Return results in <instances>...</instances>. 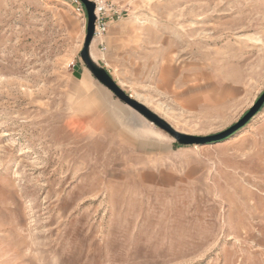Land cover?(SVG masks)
I'll return each mask as SVG.
<instances>
[{
	"label": "rangeland",
	"instance_id": "rangeland-1",
	"mask_svg": "<svg viewBox=\"0 0 264 264\" xmlns=\"http://www.w3.org/2000/svg\"><path fill=\"white\" fill-rule=\"evenodd\" d=\"M77 1L0 0V264H264V105L178 144L89 72ZM109 1L199 87L176 131L223 132L264 92V0Z\"/></svg>",
	"mask_w": 264,
	"mask_h": 264
},
{
	"label": "crops",
	"instance_id": "crops-1",
	"mask_svg": "<svg viewBox=\"0 0 264 264\" xmlns=\"http://www.w3.org/2000/svg\"><path fill=\"white\" fill-rule=\"evenodd\" d=\"M118 10L126 12L108 20L104 50L92 41L91 59L127 95L163 120L165 112L190 108L198 100L199 87L185 80L183 67L170 58L165 42L153 32L157 28L131 21V9ZM107 95L115 97L110 91Z\"/></svg>",
	"mask_w": 264,
	"mask_h": 264
},
{
	"label": "water",
	"instance_id": "water-1",
	"mask_svg": "<svg viewBox=\"0 0 264 264\" xmlns=\"http://www.w3.org/2000/svg\"><path fill=\"white\" fill-rule=\"evenodd\" d=\"M86 11L87 22H86V35L83 44V49L81 51V59L85 63L87 69L92 74V76L106 89H108L119 101L133 109L135 112L143 116L150 123L157 126L159 129L165 133L172 136L175 141L182 146H203L208 144H213L225 140L229 136L233 135L237 131L241 130L262 108L264 105V92L252 105V107L244 114V116L234 125L229 127L223 132L208 135V136H195L184 134L173 129L165 120L158 117L155 113L150 111L144 105L132 99L127 95L121 88H119L113 79L109 76L106 70L97 66L89 55V47L93 39L94 31V5L88 0H79Z\"/></svg>",
	"mask_w": 264,
	"mask_h": 264
},
{
	"label": "built area",
	"instance_id": "built-area-1",
	"mask_svg": "<svg viewBox=\"0 0 264 264\" xmlns=\"http://www.w3.org/2000/svg\"><path fill=\"white\" fill-rule=\"evenodd\" d=\"M94 5V31L92 41H97L101 50H104V37L107 33V23L111 18L122 17L123 11H119L109 0H88ZM77 3H79L76 0ZM85 8L80 3L77 12L85 16Z\"/></svg>",
	"mask_w": 264,
	"mask_h": 264
},
{
	"label": "bare ground",
	"instance_id": "bare-ground-1",
	"mask_svg": "<svg viewBox=\"0 0 264 264\" xmlns=\"http://www.w3.org/2000/svg\"><path fill=\"white\" fill-rule=\"evenodd\" d=\"M89 55H90V57H92V56H91V53H90V49H89ZM253 189H254V188H253ZM258 191H259V190H258Z\"/></svg>",
	"mask_w": 264,
	"mask_h": 264
}]
</instances>
